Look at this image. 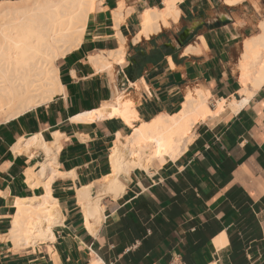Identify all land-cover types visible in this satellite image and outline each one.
Here are the masks:
<instances>
[{"label": "crops", "instance_id": "0c3cea01", "mask_svg": "<svg viewBox=\"0 0 264 264\" xmlns=\"http://www.w3.org/2000/svg\"><path fill=\"white\" fill-rule=\"evenodd\" d=\"M93 1L82 44L56 62L63 91L0 123V264H264V83L236 114L198 123L175 161L122 175V195L108 177L117 137L133 127L102 114L130 101L139 127L180 112L188 90L210 93L214 110L244 100L240 63L261 34L264 0H180L178 20L137 43L142 15L171 0ZM120 36L125 58L96 69L91 59L119 50ZM44 160L55 167L46 178ZM28 171L52 179L57 220L48 240L17 248L9 239L17 200L47 194ZM89 215L101 218L89 226Z\"/></svg>", "mask_w": 264, "mask_h": 264}, {"label": "bare ground", "instance_id": "6f19581e", "mask_svg": "<svg viewBox=\"0 0 264 264\" xmlns=\"http://www.w3.org/2000/svg\"><path fill=\"white\" fill-rule=\"evenodd\" d=\"M179 1H167L164 10L146 11L142 20L140 19L141 30L134 42L148 39L168 27L170 19L177 21L179 12L176 5ZM94 5L93 0H27L0 3V123L48 104L63 91L56 62L80 47ZM121 19L119 14L118 20ZM120 42L119 50L91 59L96 69L108 70L125 58L126 39L120 36ZM240 68L244 87L240 94L245 99L230 103L223 100L217 103L215 110L208 102L210 93L201 89L187 91L182 109L177 114L159 116L149 123L143 122L139 127H134L138 117L132 102L119 101L103 109V115H119L133 127V133L129 137L122 138L118 135L116 140L121 146L112 155L113 174L108 177L114 189L121 194L125 188L121 176L136 168L149 172L168 161H175L192 143L193 129L198 123L219 118L228 111L236 114L252 98L264 83V23L261 24V34L247 41ZM43 149L51 154L53 146H45ZM54 168L53 162L45 161L40 172L41 177L44 178L47 171ZM27 175L32 187L44 184L33 171H28ZM51 180L44 184L47 188L45 196L17 200V214L12 219L9 236L17 248L46 241L52 235L50 224L57 219L56 203L50 190ZM96 199L102 201V196L93 199L89 207L101 210L100 205L97 206L95 202ZM100 218L101 216L94 218L89 215L88 225L90 226V220Z\"/></svg>", "mask_w": 264, "mask_h": 264}, {"label": "water", "instance_id": "95a60500", "mask_svg": "<svg viewBox=\"0 0 264 264\" xmlns=\"http://www.w3.org/2000/svg\"><path fill=\"white\" fill-rule=\"evenodd\" d=\"M122 68H123V72L127 76L128 80L132 81V79H133V76H132L133 67H132V65H129V66L126 67V65L124 64L122 66Z\"/></svg>", "mask_w": 264, "mask_h": 264}, {"label": "rangeland", "instance_id": "374dc122", "mask_svg": "<svg viewBox=\"0 0 264 264\" xmlns=\"http://www.w3.org/2000/svg\"><path fill=\"white\" fill-rule=\"evenodd\" d=\"M17 5H18V4H11V5L8 4V6H17Z\"/></svg>", "mask_w": 264, "mask_h": 264}]
</instances>
